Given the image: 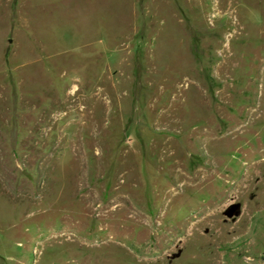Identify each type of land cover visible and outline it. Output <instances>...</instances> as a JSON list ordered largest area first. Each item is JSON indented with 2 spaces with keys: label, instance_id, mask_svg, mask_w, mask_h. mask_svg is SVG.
Wrapping results in <instances>:
<instances>
[{
  "label": "rangeland",
  "instance_id": "374dc122",
  "mask_svg": "<svg viewBox=\"0 0 264 264\" xmlns=\"http://www.w3.org/2000/svg\"><path fill=\"white\" fill-rule=\"evenodd\" d=\"M0 264H264V0H0Z\"/></svg>",
  "mask_w": 264,
  "mask_h": 264
},
{
  "label": "water",
  "instance_id": "95a60500",
  "mask_svg": "<svg viewBox=\"0 0 264 264\" xmlns=\"http://www.w3.org/2000/svg\"><path fill=\"white\" fill-rule=\"evenodd\" d=\"M237 206L238 204L236 202H232L223 210V213L227 214L228 216H231L233 215Z\"/></svg>",
  "mask_w": 264,
  "mask_h": 264
}]
</instances>
